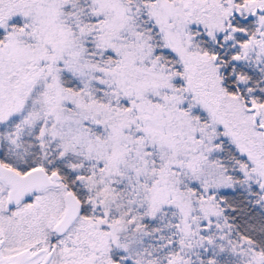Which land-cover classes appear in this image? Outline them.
<instances>
[{"label":"snow or ice","instance_id":"obj_1","mask_svg":"<svg viewBox=\"0 0 264 264\" xmlns=\"http://www.w3.org/2000/svg\"><path fill=\"white\" fill-rule=\"evenodd\" d=\"M0 264H264V0H0Z\"/></svg>","mask_w":264,"mask_h":264}]
</instances>
